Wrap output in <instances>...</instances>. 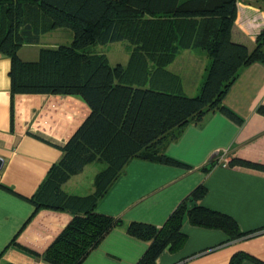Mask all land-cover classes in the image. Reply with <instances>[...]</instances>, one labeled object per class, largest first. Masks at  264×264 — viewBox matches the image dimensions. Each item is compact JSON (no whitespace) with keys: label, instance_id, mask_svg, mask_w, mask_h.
<instances>
[{"label":"trees","instance_id":"1","mask_svg":"<svg viewBox=\"0 0 264 264\" xmlns=\"http://www.w3.org/2000/svg\"><path fill=\"white\" fill-rule=\"evenodd\" d=\"M238 0H0V52L11 58L12 94L79 95L90 113L59 146L61 157L51 166L32 197L36 210L51 208L72 214L71 221L41 254L50 264H81L107 234L122 225L120 217L97 205L126 165L136 157L187 166L162 150L166 139L191 122L201 123L224 98L240 69L264 62V29L256 45L233 40ZM72 31L68 44L43 45L38 57L24 59V45L41 44L54 29ZM127 41L126 63L112 64L99 44ZM201 47L211 57L198 95H189L182 77L169 68L181 48ZM264 115V105L258 107ZM233 114V113H232ZM106 166L94 176V190L70 193L64 184L93 161ZM230 166L264 171V164L238 157ZM204 182L193 188L158 226L131 221L127 232L148 243L135 264H157L165 251H179L193 226L222 230L224 243L264 234V226L244 231L231 215L208 207ZM263 261L235 252L228 264ZM13 264V263H6ZM181 264V263H176Z\"/></svg>","mask_w":264,"mask_h":264},{"label":"crops","instance_id":"2","mask_svg":"<svg viewBox=\"0 0 264 264\" xmlns=\"http://www.w3.org/2000/svg\"><path fill=\"white\" fill-rule=\"evenodd\" d=\"M186 0H181V2ZM258 16L255 21L243 17ZM264 29V0H238L233 40L255 47ZM41 44L24 45L26 60L38 57ZM211 64L199 47L181 48L169 68L182 77L187 94L198 95ZM11 58L0 52V264H50L41 254L71 221L63 210L39 208L32 197L61 157L66 143L90 113L79 95L11 92ZM226 109L210 112L201 123L191 122L166 139L162 150L187 166L133 158L101 198L99 211L120 217L81 264H135L148 243L127 232L131 221L162 225L178 203L204 182L208 193L202 203L234 217L244 231L264 226V171L228 162L238 157L264 164V62L240 69L225 98ZM233 113V114H232ZM106 166L93 161L73 175L64 188L75 194L94 190V176ZM87 170L90 175H87ZM83 186H86L83 189ZM85 190V191H83ZM188 238L182 249L165 250L157 264H228L237 251L264 262V234L224 243L219 229L185 222ZM242 264H258L245 260Z\"/></svg>","mask_w":264,"mask_h":264},{"label":"rangeland","instance_id":"3","mask_svg":"<svg viewBox=\"0 0 264 264\" xmlns=\"http://www.w3.org/2000/svg\"><path fill=\"white\" fill-rule=\"evenodd\" d=\"M256 19L258 20L259 17L258 16L243 17V21H247V20L255 21ZM71 40H72V31L70 29H66V28L54 29L42 36V43H43L42 46L43 45L55 46L56 44H68L71 42ZM94 48L98 51L106 52L112 64H116L118 62L126 63L130 54V46L127 41L110 42L105 45L99 44L97 46H94ZM207 74H208V70L204 78V81L207 77ZM89 171L90 170H87V175H90ZM85 188L86 186H83V189Z\"/></svg>","mask_w":264,"mask_h":264},{"label":"water","instance_id":"4","mask_svg":"<svg viewBox=\"0 0 264 264\" xmlns=\"http://www.w3.org/2000/svg\"><path fill=\"white\" fill-rule=\"evenodd\" d=\"M3 163H4V159L2 157H0V169L3 166Z\"/></svg>","mask_w":264,"mask_h":264}]
</instances>
